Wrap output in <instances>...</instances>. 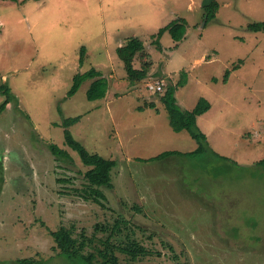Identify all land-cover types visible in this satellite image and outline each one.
I'll list each match as a JSON object with an SVG mask.
<instances>
[{"label": "rangeland", "instance_id": "rangeland-1", "mask_svg": "<svg viewBox=\"0 0 264 264\" xmlns=\"http://www.w3.org/2000/svg\"><path fill=\"white\" fill-rule=\"evenodd\" d=\"M203 2L0 0V84L13 93L0 112V264H86L53 250L50 232L65 225L91 236L117 219L129 222L125 237L154 252L136 262L121 255L122 264H264V170L256 165L264 158V32L248 30L264 21V0H212L210 13L218 10L209 18ZM178 18L188 22L185 38L165 33L159 49L158 31ZM132 36L151 63L139 83L117 55ZM92 68L107 79L106 96L88 100L93 79L69 96L75 75ZM158 80L160 93L184 80L176 92L183 110L201 97L211 102L197 120L202 153L188 155L199 142L176 132L154 99L149 85ZM5 100L0 92V106ZM76 116V139L117 162L105 208L79 196L87 167L62 125ZM53 143L72 159L57 160Z\"/></svg>", "mask_w": 264, "mask_h": 264}, {"label": "trees", "instance_id": "trees-1", "mask_svg": "<svg viewBox=\"0 0 264 264\" xmlns=\"http://www.w3.org/2000/svg\"><path fill=\"white\" fill-rule=\"evenodd\" d=\"M210 7L211 6L205 7L208 18L210 16L215 17L218 10V6L216 5L212 13H210ZM187 28L188 22L184 18H178L158 31L155 43L158 45L159 49L162 48L160 38L165 33H170L172 39L176 43H179L185 38ZM248 30L252 32H264V21L249 24ZM80 51V64H84L87 52L86 46L81 47ZM117 55L124 63L127 77L130 79L131 83H139L149 78L151 63L148 61L149 59H146L148 55L145 52V44L139 37L132 36L126 44L119 46L117 48ZM137 59H140L142 62L141 68H136L134 65ZM229 76L230 70H227L223 78L224 82L228 81ZM90 79H93V81L87 90L88 100L94 101L104 98L107 94L109 83L107 79L102 76L101 72L94 68L85 73H78L75 75L73 86L69 91V96H73L81 87L82 83ZM217 80L218 79L215 78V81ZM183 85H185L184 80L180 81L178 85H174L172 82L168 81L165 92L158 93V91H153L157 93H154V99L161 100L166 105L170 116V124L176 132L188 130L192 137L199 142L200 146L198 149L188 153V155H196L208 148L207 136L200 129L197 120L198 117L212 108V104L208 99L201 97L192 110H183L176 98V92L179 86ZM0 92L6 96L5 102L0 106L1 112L12 100L13 93L11 88L5 83L0 84ZM150 105L154 106V103ZM81 118V116L69 117L64 119L62 123L66 145L78 153L82 163L87 167V170L84 172V186L81 192H79V196L85 200H91L94 203L100 204L105 208L107 197L103 190H112L114 188L112 183V171L117 165V162L112 159L104 158L98 153L90 152L76 139L71 131V127L77 124ZM51 149L57 160H61V158L66 160L72 159L69 151L60 148L57 144L53 143ZM175 153L178 152H167L157 156L156 159H161ZM3 156L4 155L0 153V158L3 159ZM256 165L264 170V158L257 161ZM123 224L128 225L129 222L117 219L112 227L98 224L95 228L96 231L109 232L105 235V238L99 237V233L96 231L91 236L87 235L85 231L77 234L75 233V226L67 227L62 225L57 230L50 232L55 244L53 250L69 260L82 259L86 264H122L121 255L132 262L139 261L146 256L152 255L154 252L147 248L138 238L132 235L124 236V227H121ZM88 248L90 251L86 254L85 251ZM21 262L23 264H35L34 261L30 259H25Z\"/></svg>", "mask_w": 264, "mask_h": 264}, {"label": "built area", "instance_id": "built-area-1", "mask_svg": "<svg viewBox=\"0 0 264 264\" xmlns=\"http://www.w3.org/2000/svg\"><path fill=\"white\" fill-rule=\"evenodd\" d=\"M163 86H164L163 80L162 81L158 80L155 84L149 85V88H150L151 91L162 92L163 91Z\"/></svg>", "mask_w": 264, "mask_h": 264}, {"label": "water", "instance_id": "water-1", "mask_svg": "<svg viewBox=\"0 0 264 264\" xmlns=\"http://www.w3.org/2000/svg\"><path fill=\"white\" fill-rule=\"evenodd\" d=\"M212 0H204L203 6L208 7L211 4ZM206 17H208V14L206 13Z\"/></svg>", "mask_w": 264, "mask_h": 264}]
</instances>
